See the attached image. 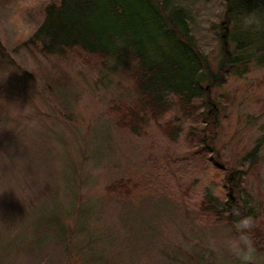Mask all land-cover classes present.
Listing matches in <instances>:
<instances>
[{
  "label": "rangeland",
  "instance_id": "1",
  "mask_svg": "<svg viewBox=\"0 0 264 264\" xmlns=\"http://www.w3.org/2000/svg\"><path fill=\"white\" fill-rule=\"evenodd\" d=\"M57 1L0 0V264H239L223 247L238 218L218 217L229 213L216 163L244 173L239 206L264 264V64L214 89L207 146L197 111L173 102L155 120L144 114L125 55L29 45ZM176 2L214 57L215 1ZM128 109L141 117L134 133L119 123Z\"/></svg>",
  "mask_w": 264,
  "mask_h": 264
},
{
  "label": "trees",
  "instance_id": "2",
  "mask_svg": "<svg viewBox=\"0 0 264 264\" xmlns=\"http://www.w3.org/2000/svg\"><path fill=\"white\" fill-rule=\"evenodd\" d=\"M214 1L217 10L210 29L217 54L212 58L195 37L189 12L176 0H58L45 7L43 20L27 43L42 54L78 49L103 60L125 55L134 64L135 87L144 114L155 120L166 114L173 102L194 114L197 111L196 117L205 126L195 138L210 146L219 124L214 89L232 74H243L249 64H264V30H244L241 20L244 13L264 12V0ZM124 120L119 123L134 133L141 117L138 111L128 109ZM205 133L211 140H205ZM214 166L223 174L226 198L221 202L222 212L229 213L218 217L230 219L233 207L243 215L238 200L243 171ZM0 209L2 214L9 212ZM15 235L11 247L27 236ZM28 236L35 249L33 240L40 244L38 234Z\"/></svg>",
  "mask_w": 264,
  "mask_h": 264
},
{
  "label": "clouds",
  "instance_id": "3",
  "mask_svg": "<svg viewBox=\"0 0 264 264\" xmlns=\"http://www.w3.org/2000/svg\"><path fill=\"white\" fill-rule=\"evenodd\" d=\"M241 20L244 30H264V12L244 13ZM230 214L238 218L234 224L236 234L225 239L223 247L239 261V264H260L257 255L258 249L251 235L256 225L254 217L242 215L240 209L236 207L230 210ZM213 246H215L214 241Z\"/></svg>",
  "mask_w": 264,
  "mask_h": 264
}]
</instances>
